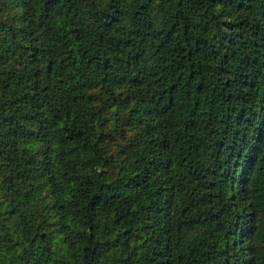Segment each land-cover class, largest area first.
I'll return each mask as SVG.
<instances>
[{
  "label": "trees",
  "instance_id": "obj_1",
  "mask_svg": "<svg viewBox=\"0 0 264 264\" xmlns=\"http://www.w3.org/2000/svg\"><path fill=\"white\" fill-rule=\"evenodd\" d=\"M118 108L146 131L122 171ZM178 161L208 171L184 210ZM108 224L129 260L264 264V0H0V264H57V234L109 264Z\"/></svg>",
  "mask_w": 264,
  "mask_h": 264
},
{
  "label": "rangeland",
  "instance_id": "obj_2",
  "mask_svg": "<svg viewBox=\"0 0 264 264\" xmlns=\"http://www.w3.org/2000/svg\"><path fill=\"white\" fill-rule=\"evenodd\" d=\"M115 107V105L107 107L105 109L106 114L112 113ZM137 107L140 109V107L136 105L134 116L135 114H137ZM126 113L127 110L118 108V114L123 117V121L119 123L118 121L110 120L108 122V125L105 127L106 132H108L107 141L105 143L106 154L108 155L107 168H110L111 170L118 168L121 164L125 165L124 168H121V171L122 169L125 170L131 167L130 164L133 152H135L140 147V145H142L143 138L144 136H146L144 127L145 125L141 129L138 127L140 118L134 117L129 122H126L124 121L126 119V117H124ZM141 113L142 111L138 113V116L141 115ZM208 124V115L203 114L201 116L200 122L196 124V128H194V131L198 133L206 132L208 130ZM174 157L178 158L175 155ZM177 167L179 171L177 177V196L179 197L177 205L181 210H184V200H182V196L186 195L187 200L191 201L193 198V194L199 195L200 198L206 192L207 188H205V184L204 182H202V178L203 173L205 174L208 171L200 170L199 167L197 170H191L187 165H180V161L177 162ZM239 200H241V198H238L236 201L238 205L240 202ZM108 226H111L110 231L106 228L105 231H109L108 239L110 243H108L109 254L107 255L109 264H129V261L130 264H145L143 262L134 261L132 259L129 260V249L124 245L123 231L118 228L117 225L108 224ZM136 228V234L132 236V241L136 243V245H134V249L139 250L143 242L144 228L142 225H139ZM244 238V241L247 242L246 236ZM51 245L60 259L57 264H67V259L70 258V250L68 247V243L64 239L63 235L57 234L51 241ZM236 245L237 244H234L233 246L235 255H237L240 250V247H236ZM137 257L138 256H136L135 258Z\"/></svg>",
  "mask_w": 264,
  "mask_h": 264
}]
</instances>
